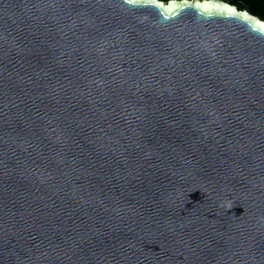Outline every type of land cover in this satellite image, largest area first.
I'll return each instance as SVG.
<instances>
[{"label":"water","instance_id":"1","mask_svg":"<svg viewBox=\"0 0 264 264\" xmlns=\"http://www.w3.org/2000/svg\"><path fill=\"white\" fill-rule=\"evenodd\" d=\"M241 2L0 0V264H264Z\"/></svg>","mask_w":264,"mask_h":264},{"label":"trees","instance_id":"2","mask_svg":"<svg viewBox=\"0 0 264 264\" xmlns=\"http://www.w3.org/2000/svg\"><path fill=\"white\" fill-rule=\"evenodd\" d=\"M244 5H250L253 8V13L264 20V0H242L237 4L240 9H243Z\"/></svg>","mask_w":264,"mask_h":264}]
</instances>
